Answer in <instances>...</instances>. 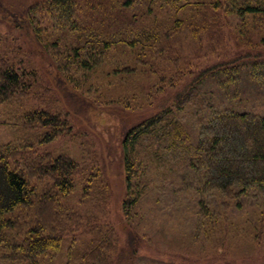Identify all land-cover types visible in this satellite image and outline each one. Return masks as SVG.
I'll list each match as a JSON object with an SVG mask.
<instances>
[{
    "label": "trees",
    "instance_id": "16d2710c",
    "mask_svg": "<svg viewBox=\"0 0 264 264\" xmlns=\"http://www.w3.org/2000/svg\"><path fill=\"white\" fill-rule=\"evenodd\" d=\"M3 1L0 23L36 36L32 42L44 44L50 62L61 71L58 77L83 89L99 74L112 86L130 84L139 75L154 76L159 83L167 82L170 72L173 80L183 76L172 68L179 64L178 51L161 40L175 38L186 24L183 15L175 17L176 8H191L190 25L210 37L222 36L228 17H241L239 33L244 27L258 31L261 47L190 70L191 80L173 96L176 105L179 101L176 111L167 107L165 117L158 114L130 129L124 139L126 182L128 194L134 195L129 203L151 189L188 203L194 187L239 195L264 192V0H34L24 7ZM156 8L166 19L160 25L161 14L147 22ZM35 53L22 45L0 48V114L13 119L30 146L72 130V116L45 84ZM16 155L22 171L10 167ZM49 156L41 158L31 148L0 147V261L39 264L40 256L62 238L89 234L79 264H122L119 237L105 222L109 210L97 197L103 195L94 193L92 211L83 220H72L58 202L75 188L79 163L66 155ZM84 172L92 175L86 188L93 187L97 172ZM31 182L35 187L30 188ZM32 190L40 196L35 217L28 222L8 218L32 203ZM164 195L160 199L167 204Z\"/></svg>",
    "mask_w": 264,
    "mask_h": 264
},
{
    "label": "rangeland",
    "instance_id": "374dc122",
    "mask_svg": "<svg viewBox=\"0 0 264 264\" xmlns=\"http://www.w3.org/2000/svg\"><path fill=\"white\" fill-rule=\"evenodd\" d=\"M33 1L4 0L3 3L24 7ZM202 6L209 10L206 5ZM157 14L162 15L158 21L159 25L162 24L166 19L159 8L149 14L147 22ZM192 14L191 8L185 7L182 11L176 8L175 17L183 15L185 26L169 41L161 37L169 49L178 51L179 64L175 62L172 68L182 71L183 76L173 80L170 72L167 82L159 83L154 76L139 75L133 77L130 84L112 86L99 74L88 80L85 89L58 77L61 71L50 62L44 44L32 42L36 36H28L24 29L0 23V48L15 50V46L22 45L25 50L37 51L34 55L45 84L53 87L52 91L63 100L61 107L72 116L70 132L61 133L48 143L30 146L20 137V130L12 123L13 119L0 114V147L10 146L15 151L31 148L41 158L49 154V157L66 155L75 159L80 166L75 188L61 197L59 208L71 215L72 220H80L84 213L92 211L96 203L94 193L102 194L101 197L97 194V197L109 210L105 222L114 228L125 253L122 264H264V192L239 195L238 192L227 194L216 189H204V186L200 190L194 187L188 203L177 201L179 197L173 193L164 195L151 189L136 203H129L134 200V195L128 194L124 165V139L128 131L158 114L165 117L167 107L176 111L179 101L176 105V97L173 96L191 80L190 70L196 72L228 60L236 53L261 47L258 31L244 27V32L239 33L243 27L239 16L225 20L227 25L221 32L222 36L210 37L190 25ZM251 21L255 24L253 19ZM170 116L174 117V114ZM22 166L18 156H12L10 167L22 171ZM89 169L98 175L95 174L97 179L93 187L86 188L87 179L92 175L84 171ZM35 185L36 182H31L30 188ZM196 191L199 194L196 195ZM34 192L31 191L34 196L32 203L18 207L8 218L20 222L34 218L36 199L40 197ZM163 195L169 200L167 204L160 199ZM90 239L89 234L66 236L57 247H50L40 256L39 264H79L78 255ZM0 264L21 263L0 261Z\"/></svg>",
    "mask_w": 264,
    "mask_h": 264
}]
</instances>
